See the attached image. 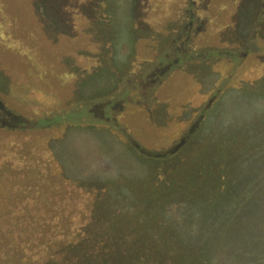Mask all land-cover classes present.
<instances>
[{"label":"rangeland","instance_id":"374dc122","mask_svg":"<svg viewBox=\"0 0 264 264\" xmlns=\"http://www.w3.org/2000/svg\"><path fill=\"white\" fill-rule=\"evenodd\" d=\"M186 1L0 0V264H264V0Z\"/></svg>","mask_w":264,"mask_h":264},{"label":"trees","instance_id":"16d2710c","mask_svg":"<svg viewBox=\"0 0 264 264\" xmlns=\"http://www.w3.org/2000/svg\"><path fill=\"white\" fill-rule=\"evenodd\" d=\"M63 1H64L63 4L65 5V8L70 9L69 13L71 14V17L74 19H77L79 16L78 14L79 9L83 7L84 5H86L89 0H63ZM187 1L184 5H180V8L177 10L179 14L185 13ZM174 2L177 3L178 0H139V4L142 10L145 11L150 16V18H152V21H157V22L159 20H157L156 17L152 14V12L155 11L157 5L159 4L160 6H162L163 8L162 14H163L164 10L167 9L166 6L169 7Z\"/></svg>","mask_w":264,"mask_h":264}]
</instances>
